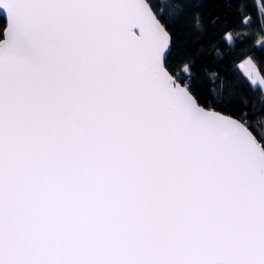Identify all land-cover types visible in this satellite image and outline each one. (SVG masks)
Segmentation results:
<instances>
[{"label": "snow or ice", "instance_id": "snow-or-ice-1", "mask_svg": "<svg viewBox=\"0 0 264 264\" xmlns=\"http://www.w3.org/2000/svg\"><path fill=\"white\" fill-rule=\"evenodd\" d=\"M0 264H264V0H0Z\"/></svg>", "mask_w": 264, "mask_h": 264}, {"label": "trees", "instance_id": "trees-1", "mask_svg": "<svg viewBox=\"0 0 264 264\" xmlns=\"http://www.w3.org/2000/svg\"><path fill=\"white\" fill-rule=\"evenodd\" d=\"M257 102H259V94H256Z\"/></svg>", "mask_w": 264, "mask_h": 264}]
</instances>
